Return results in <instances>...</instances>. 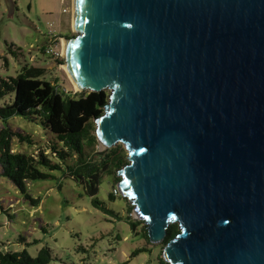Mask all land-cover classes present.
Returning a JSON list of instances; mask_svg holds the SVG:
<instances>
[{"label":"water","instance_id":"95a60500","mask_svg":"<svg viewBox=\"0 0 264 264\" xmlns=\"http://www.w3.org/2000/svg\"><path fill=\"white\" fill-rule=\"evenodd\" d=\"M64 70L109 91L100 154L167 264H264V0H71Z\"/></svg>","mask_w":264,"mask_h":264},{"label":"rangeland","instance_id":"374dc122","mask_svg":"<svg viewBox=\"0 0 264 264\" xmlns=\"http://www.w3.org/2000/svg\"><path fill=\"white\" fill-rule=\"evenodd\" d=\"M71 10V0H0V76L15 77L21 64L28 60L33 66L45 69L46 76L62 92L69 89L72 94L90 93L75 91L62 69L61 42L76 36ZM12 44L14 48L10 47ZM15 48L24 53L20 60L10 52ZM42 48H46L44 53L40 51ZM104 92L109 96V91ZM12 99L7 96L0 100V107ZM4 126L32 136L43 149L53 136L38 121L28 122L21 117L10 118L7 123L0 119V130ZM11 145L13 151H36L26 144H17L16 139H12ZM118 145L124 149L122 144ZM102 150L98 144L97 151ZM51 175L53 178L28 186L31 196L40 200L36 208L0 176V241L6 243L8 250H26L34 257L46 246L53 258L50 264H158L163 242H145L142 233L146 225L133 207L128 211L131 205L120 195L115 182L105 178L99 187L98 199L121 216L130 212L131 219L138 224L133 231L123 221L116 222L95 210L82 187L72 179L62 177L59 171ZM109 192L114 195L113 201L108 198ZM3 212L14 217H7ZM143 247L150 252L132 257L134 251Z\"/></svg>","mask_w":264,"mask_h":264},{"label":"trees","instance_id":"16d2710c","mask_svg":"<svg viewBox=\"0 0 264 264\" xmlns=\"http://www.w3.org/2000/svg\"><path fill=\"white\" fill-rule=\"evenodd\" d=\"M10 47L14 48V45ZM45 50L42 48L40 51L44 53ZM10 52L17 60L24 56L20 48ZM57 62L61 63L60 60ZM7 96L13 99L0 107V119L4 123L13 117H21L28 122L38 121L53 136L46 141L43 149L42 144H36L32 136L4 126L0 130V176L7 179L22 198L36 208L40 200L31 196L28 186L53 178L51 174L59 171L62 177H68L82 187L95 210L116 222L123 221L133 231L138 224L131 219L130 212L121 216L98 199L102 181L111 179L117 185L120 180L117 172L127 165V153L119 145L102 154L97 151L94 121L104 113L108 102L106 92L72 94L69 89L62 92L58 84H53L51 78L46 76L45 69L33 66L26 60L15 77L0 76V100ZM12 139H16L17 144H26L31 149L34 147L36 151H13ZM108 198L114 200L112 192L108 193ZM131 209L132 206L128 211ZM5 214L14 217L9 212ZM178 233L177 224H170L163 245ZM142 237L146 243L150 242L147 231L142 233ZM20 241H23L22 238ZM33 243L37 244V241ZM148 252L150 249L143 247L134 251L132 257ZM52 261L50 249L46 246L32 257L26 250L10 251L6 243L0 241V264H50ZM157 261L158 264H167L162 258H157Z\"/></svg>","mask_w":264,"mask_h":264},{"label":"bare ground","instance_id":"6f19581e","mask_svg":"<svg viewBox=\"0 0 264 264\" xmlns=\"http://www.w3.org/2000/svg\"><path fill=\"white\" fill-rule=\"evenodd\" d=\"M71 13H72V10H71ZM71 20H72V17H71ZM65 43H66V40L64 39L63 40ZM62 41V42H63ZM62 42H61V54H62ZM64 66H65V64L64 65H62V69L64 70ZM64 72H65V70H64ZM66 73V72H65ZM67 75V74H66ZM70 80V79H69ZM70 82H71V85H72V87H73V89L75 90V91H79V90H77V88L74 86V84H73V82L70 80Z\"/></svg>","mask_w":264,"mask_h":264}]
</instances>
